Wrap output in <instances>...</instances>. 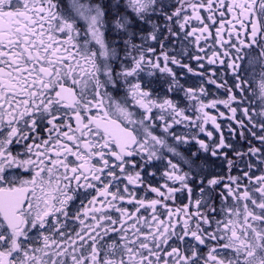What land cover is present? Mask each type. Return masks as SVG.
<instances>
[{
	"label": "snow or ice",
	"instance_id": "6c2138e0",
	"mask_svg": "<svg viewBox=\"0 0 264 264\" xmlns=\"http://www.w3.org/2000/svg\"><path fill=\"white\" fill-rule=\"evenodd\" d=\"M0 264H264V0H0Z\"/></svg>",
	"mask_w": 264,
	"mask_h": 264
},
{
	"label": "flooded vegetation",
	"instance_id": "af4514ba",
	"mask_svg": "<svg viewBox=\"0 0 264 264\" xmlns=\"http://www.w3.org/2000/svg\"><path fill=\"white\" fill-rule=\"evenodd\" d=\"M157 48H158V47H157ZM185 62H187V61H185ZM192 67H193L194 69L197 68L195 62L192 63ZM177 72H186V70H183V69H177ZM190 74H191V73L186 74V77L182 80V82H183V83H186V85H193L192 83H193L194 81H196V82L198 83V78H197V77H194V76H192V75H190ZM158 76H159V74H157V77H158ZM156 83H157V84H160L161 82L157 79V80H156ZM161 86L163 87L162 84H161ZM159 90H161V87H160ZM220 107H222V109H224L223 106H220ZM220 107H219V108H220ZM209 111H210V110H209ZM210 114H212V113L210 112ZM221 120H222V118H221ZM225 124H226V122L223 123V125H225ZM208 127L211 128V125L209 124ZM201 138L207 140V137H203V136H202ZM197 148H198V145H196V144L193 142V143H191L190 145L182 146V147H181V151H184V152H186V153H190L191 151H196ZM201 154H202V155H206V154H204V153H201ZM209 161H210L211 165L214 167L215 170H217V171H226V168H225L226 162L223 161L222 159H215V158H212V157L209 155ZM157 166L159 167L160 172H162V171H163V167H162V166H159V165H157ZM178 195H179V194H178Z\"/></svg>",
	"mask_w": 264,
	"mask_h": 264
},
{
	"label": "rangeland",
	"instance_id": "374dc122",
	"mask_svg": "<svg viewBox=\"0 0 264 264\" xmlns=\"http://www.w3.org/2000/svg\"><path fill=\"white\" fill-rule=\"evenodd\" d=\"M157 47L159 48V45H157ZM213 89V91H216L214 88H212ZM161 90H163V87L161 86ZM220 91H222V90H220ZM220 106H222V105H220ZM221 109V110H220ZM220 109L218 110V111H216L215 113H213V115H216V113L218 112L219 113V111L221 112V111H223V112H225L226 114H227V109H222V107H220ZM223 119V118H222ZM229 124V121L227 120V125ZM227 128V127H226ZM226 128L224 127V130L226 131Z\"/></svg>",
	"mask_w": 264,
	"mask_h": 264
}]
</instances>
